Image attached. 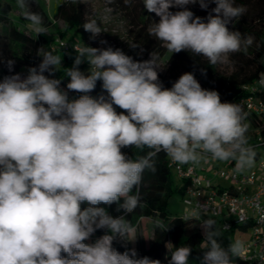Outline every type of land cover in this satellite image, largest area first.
<instances>
[{"label": "clouds", "instance_id": "9594fccd", "mask_svg": "<svg viewBox=\"0 0 264 264\" xmlns=\"http://www.w3.org/2000/svg\"><path fill=\"white\" fill-rule=\"evenodd\" d=\"M30 2L16 5L37 36L47 35L43 16ZM142 2L159 17L149 35L171 53L187 51L217 65L254 43L253 36L229 28L246 12L235 0ZM190 4L215 7L201 18L188 10ZM83 28L93 37L102 32L95 20ZM75 51L66 70L67 91L62 78H51L62 57L43 48L37 52L40 64L26 76L0 80V264H161L136 258L134 249L117 251L114 241H134V229L125 215L114 217L101 205L116 204L125 214L140 206L143 174L156 172L153 158L162 151L180 165L211 159L234 161L237 172L253 168L257 151L249 145L247 113L240 104L221 102L220 94L202 88L191 72L165 88L155 52L135 61L118 48L84 44ZM84 62L86 73L79 68ZM14 63L7 61L9 72ZM98 81L107 96L89 95ZM258 83L264 86V74ZM69 91L81 95L69 99ZM129 148L149 151L133 159L123 151ZM157 227L169 229L160 221ZM201 228V264H233L243 254L242 241L222 246L215 220L205 219ZM97 230L105 234L86 243ZM192 251L190 245L177 247L168 264H189Z\"/></svg>", "mask_w": 264, "mask_h": 264}, {"label": "trees", "instance_id": "16d2710c", "mask_svg": "<svg viewBox=\"0 0 264 264\" xmlns=\"http://www.w3.org/2000/svg\"><path fill=\"white\" fill-rule=\"evenodd\" d=\"M109 6L119 10L129 21L133 31L132 45L137 48H131V57L135 61L148 60L150 53L158 54L159 60L165 61L160 65L159 79L165 88H171L182 74L191 72L200 83L201 87L207 90H215L220 94L221 102L240 104L247 113V122L250 124L248 140L249 145L253 146L257 151L256 159L264 154V120L247 111L243 101L250 96L245 87L259 81L264 74V0H235L237 6L246 8L245 14L229 25L230 30L240 31L244 36H253L254 43L249 47L246 53H233L229 56L228 61L224 64L210 65L208 61L202 57L181 51L180 53H171L164 46L163 42L150 36L148 29L153 22H158L159 17L155 13H149L143 5L142 0H131L129 4H125L124 0H105ZM215 4H210L207 10L200 8L199 4H190L188 10L192 11L195 16L201 18L207 17L208 13ZM175 12L181 9L172 8ZM14 6L10 0H0V80L5 76L16 73L21 76L27 75L30 67H37L41 62V57L37 55L39 49L51 51L54 55L62 57V65L58 66V71L51 78L61 79V88L67 91L66 85L69 79L66 76L67 68L73 66L76 51L75 44L63 43L71 30H75L80 39L81 44L86 46L99 48L98 39L91 33L84 30L83 25L87 22L85 9L82 0H60L54 14V22L51 21L43 10L35 12L40 13L44 18V25L54 27L56 29L57 38L53 34L36 35L31 29L30 22L20 15L16 20L13 19L12 13ZM57 21L66 24V31L62 32ZM63 43V44H61ZM79 44V43H78ZM15 61L12 72H9L7 61ZM87 62L82 63L79 68L82 72H87ZM48 75V73H44ZM69 99H76L80 93L69 91ZM92 97L100 95L107 96L102 89V82L98 81L94 91L89 93ZM117 112L121 110L116 109ZM261 142V143H260ZM125 153L133 159L146 155L149 151H139L136 149H123ZM156 172L152 173L145 170L143 180L139 186L140 206L132 213L125 214L116 211L117 205L112 204L101 205L105 207L112 216L125 215L126 220L134 229L136 237V258L148 257L150 259H158L161 264H168V260L173 251L177 247L190 245L193 249L189 258V264H201L203 256V230L201 228L204 218L183 217L178 218L171 216L167 211V202L174 194L180 193L183 196L185 185L176 186L173 182L172 170L174 168L173 161L163 151L158 153L154 158ZM131 194H136L133 189ZM87 205H82L86 207ZM211 219L221 223L223 231V219L211 217ZM145 221V222H143ZM157 221H160L167 231L157 227ZM147 227H145V225ZM237 226V225H236ZM241 230L250 228V224L237 226ZM145 228L149 229L151 234L150 241L145 237ZM232 230L224 234L231 233ZM105 234V230H97L93 236L85 241L86 243H94L95 240ZM113 247L123 253L130 251L132 245L129 240L116 239ZM233 264H249L240 257L233 258Z\"/></svg>", "mask_w": 264, "mask_h": 264}, {"label": "built area", "instance_id": "2783aa9c", "mask_svg": "<svg viewBox=\"0 0 264 264\" xmlns=\"http://www.w3.org/2000/svg\"><path fill=\"white\" fill-rule=\"evenodd\" d=\"M78 48L74 46V50ZM245 89L250 94L243 101L247 111L264 120V86L257 81ZM173 164L181 180L187 183L183 202L191 213L185 217L221 218L225 232L236 225L250 224L251 239L244 244L245 250L239 257L249 264H264V154L256 159L253 168L241 172L235 171L234 161H226L227 172L213 169V179L218 183L200 175L196 165ZM219 181L228 185H220Z\"/></svg>", "mask_w": 264, "mask_h": 264}, {"label": "rangeland", "instance_id": "374dc122", "mask_svg": "<svg viewBox=\"0 0 264 264\" xmlns=\"http://www.w3.org/2000/svg\"><path fill=\"white\" fill-rule=\"evenodd\" d=\"M10 2L14 6L12 17L14 20H16L21 15V10L17 7L16 0H10ZM59 3L60 0H31L30 7L32 11H38L40 9L43 10L47 17L54 22V14ZM82 4L85 9L87 20H95L102 30L100 34L96 35V38L99 41V48L106 49L111 47L114 50L118 48L121 49L126 55L130 56V46L132 45V35L134 30L132 29L124 14H122L119 10L109 6L105 0H82ZM57 25L62 32L66 31V24L64 22L57 21ZM48 34H53L55 36L56 29L54 27H49ZM55 37L57 38V36ZM63 43H71L78 45L79 47L84 46V44H81V39L74 29L70 31V34H68L67 38L64 39ZM163 64H165L164 60L159 63V66ZM196 168L200 175L210 177L215 183H218V181L213 179V169L225 172L229 171V167L225 164V162L211 159H208L207 163L202 162L200 165H196ZM172 174L174 185L180 187L182 185V180L179 177L176 168H173ZM219 184L223 186L228 185V183L224 181H219ZM167 211L171 216L178 218H183L186 214L191 213L190 208L186 207L184 204L183 196L180 193H176L168 199ZM211 217V215L203 216L204 220L209 218L211 219ZM144 225L147 227L146 224ZM216 226L221 230L220 222H217ZM145 229V237L150 241L151 234L148 231L149 229ZM250 239V228L241 230L239 227L234 226L232 232L229 234H224L221 230L220 243L225 248H227L230 243L236 240L242 241L245 244L249 242ZM130 243L132 245V249L136 251V238L134 241H130Z\"/></svg>", "mask_w": 264, "mask_h": 264}, {"label": "crops", "instance_id": "0c3cea01", "mask_svg": "<svg viewBox=\"0 0 264 264\" xmlns=\"http://www.w3.org/2000/svg\"><path fill=\"white\" fill-rule=\"evenodd\" d=\"M225 164H226V162H225Z\"/></svg>", "mask_w": 264, "mask_h": 264}]
</instances>
